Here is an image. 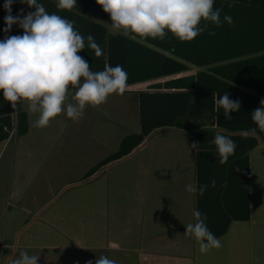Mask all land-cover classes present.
I'll return each mask as SVG.
<instances>
[{
	"label": "trees",
	"instance_id": "16d2710c",
	"mask_svg": "<svg viewBox=\"0 0 264 264\" xmlns=\"http://www.w3.org/2000/svg\"><path fill=\"white\" fill-rule=\"evenodd\" d=\"M38 2L49 13L71 21L86 44L89 35L94 37L103 55L96 57L87 47L78 53L92 71H102L105 64H119L127 73V86L167 78L146 89L125 90L136 97L140 132L124 137L119 149L100 160L85 178L132 155L152 132L174 128L185 135L188 144L200 143L198 150L190 148L196 163V185L216 180L215 187H209L203 196L196 193V210L200 212L205 198L221 204L226 223L213 234L217 238L224 235L233 220L248 221L250 152L264 144V131L251 119V112L264 99V0H214V8L221 9V26L208 22L207 29L191 41H180L170 32L163 40L139 36L133 39L135 34L125 37L117 30L113 32L109 28L110 15L96 0H76L71 10L58 9L57 0ZM4 3L0 0V40L9 36L4 32L8 14ZM11 11L13 16L22 17L35 9L14 0ZM225 15L233 18L234 26L223 21ZM11 28L13 35L23 32L18 24ZM190 64L200 70L177 76L187 72ZM172 76L176 77L168 79ZM225 92L241 104L238 112L231 113V120L224 119L222 109L214 110V98ZM15 128L18 134L28 131L27 113L18 107L13 109L0 91V152ZM252 129H256L255 133ZM216 133L230 137L237 145L234 155L223 165L218 162L213 143Z\"/></svg>",
	"mask_w": 264,
	"mask_h": 264
},
{
	"label": "crops",
	"instance_id": "0c3cea01",
	"mask_svg": "<svg viewBox=\"0 0 264 264\" xmlns=\"http://www.w3.org/2000/svg\"><path fill=\"white\" fill-rule=\"evenodd\" d=\"M158 130L145 139L139 147L143 150L132 154L137 177L128 186L133 190L130 200L114 182L97 181L75 196L82 200V208L76 207L81 213H54L49 219L34 220L14 214L10 243L0 248V264H12L21 251L39 255L38 264H95L101 255L117 264H264V147L260 166L253 171L255 149L250 152V219L231 221L226 233L218 237L222 247L202 253L194 236L185 235V225L195 223L197 208L196 194L186 191V185H196L192 151L181 131ZM17 176L15 196L21 199L16 206L22 200L18 191L25 179L20 170ZM120 199L127 204H118ZM201 206L212 233L224 227L226 220L217 200L205 198Z\"/></svg>",
	"mask_w": 264,
	"mask_h": 264
},
{
	"label": "clouds",
	"instance_id": "9594fccd",
	"mask_svg": "<svg viewBox=\"0 0 264 264\" xmlns=\"http://www.w3.org/2000/svg\"><path fill=\"white\" fill-rule=\"evenodd\" d=\"M13 2L5 0L3 5L8 13L4 18V32L18 24L23 34L0 40V91L13 109L18 102H27L28 111L38 114L34 127H47L62 112L77 121L87 106L101 105L109 95L125 92L127 73L121 65L112 67L105 64L102 71H92L89 63L78 55L86 47L96 57L103 55L92 35L87 37L86 44L71 21L49 13L38 0H21L35 11L22 17L13 16ZM96 3L110 15L114 30L125 37L135 34L133 39L139 36L163 40L170 32L180 41H191L207 29L208 22L217 27L222 24L221 9L214 8V0H96ZM76 5V0H57L56 3L60 10H71ZM223 21L234 26L230 15H225ZM72 88H75L74 94L71 93ZM70 94L74 103H66ZM240 107V101L230 99L227 92L214 98V110L222 109L225 120H231V113L238 112ZM251 119L260 131H264V99L251 112ZM255 131L252 129L253 133ZM213 143L221 165L234 155L237 147L233 139L220 133L215 134ZM189 145L191 149L198 150L200 143L194 141ZM215 185L216 180L212 179L199 186L186 185V191L203 196L209 187ZM193 216L195 223L185 225V235L194 236L202 253L222 247L220 239L207 226L206 214L194 210ZM39 258V255L21 251L12 264H38ZM95 264H117V261L101 255Z\"/></svg>",
	"mask_w": 264,
	"mask_h": 264
},
{
	"label": "rangeland",
	"instance_id": "374dc122",
	"mask_svg": "<svg viewBox=\"0 0 264 264\" xmlns=\"http://www.w3.org/2000/svg\"><path fill=\"white\" fill-rule=\"evenodd\" d=\"M22 34L23 32H20L18 35ZM8 35L14 36L12 28ZM199 70L200 68L190 64L187 72L177 76L192 75ZM174 77L176 76L168 79ZM166 79L132 84L127 86L126 90L146 89ZM74 92L75 88H72L71 93ZM67 102H75L71 94ZM17 107L27 113L29 129L25 134H18L15 128L1 149L2 151L7 148L0 155V185L3 184L0 187V248H6L10 243L11 217L14 214H24L34 220L49 219L48 215L52 216L54 213L83 212L76 210V207L82 208L83 203L75 196L78 197L89 183L94 185L98 184V181L111 185V182H114L113 186L117 184L119 190L127 194V200L131 199L133 190L128 189V186L134 183L137 177L133 171L134 155L109 165L90 178L85 176L100 160L117 151L124 137L140 132L138 103L133 93L125 91L122 95L111 94L105 103L87 106L82 118L77 121L71 120L62 112L42 129L34 127L38 114L28 111L26 101L18 102ZM162 132H168V128L157 131ZM148 144L147 142L145 148ZM263 147L264 144L260 143L252 153V171L260 166ZM138 150L140 152L143 149ZM19 170L25 179L18 191L22 192V200L16 206L21 199L15 196ZM255 180L253 174L254 192ZM121 201L127 204L123 199H120L118 204ZM50 223L55 222L50 220ZM66 223L75 225L71 221ZM29 232L37 234L32 230Z\"/></svg>",
	"mask_w": 264,
	"mask_h": 264
}]
</instances>
